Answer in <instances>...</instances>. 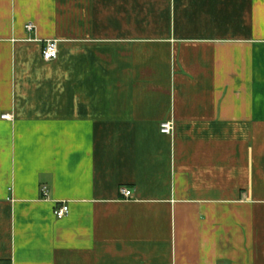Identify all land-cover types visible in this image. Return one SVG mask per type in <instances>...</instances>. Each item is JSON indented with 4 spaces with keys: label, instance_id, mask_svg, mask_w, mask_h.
<instances>
[{
    "label": "crops",
    "instance_id": "0c3cea01",
    "mask_svg": "<svg viewBox=\"0 0 264 264\" xmlns=\"http://www.w3.org/2000/svg\"><path fill=\"white\" fill-rule=\"evenodd\" d=\"M0 264H264V0H0Z\"/></svg>",
    "mask_w": 264,
    "mask_h": 264
},
{
    "label": "built area",
    "instance_id": "2783aa9c",
    "mask_svg": "<svg viewBox=\"0 0 264 264\" xmlns=\"http://www.w3.org/2000/svg\"><path fill=\"white\" fill-rule=\"evenodd\" d=\"M26 29L31 30L32 26H26ZM57 58V43L55 41H48L42 51V60L45 62H50L56 60ZM4 120H9V115H4L1 117ZM172 130L171 124L169 122H164L160 125V133L161 134H170ZM41 193L44 198L47 197L48 189L46 186H42ZM120 194L123 198L129 199L131 197L132 192L128 189H121ZM69 213V208L67 204H58L54 209V216L57 219H62L66 217Z\"/></svg>",
    "mask_w": 264,
    "mask_h": 264
}]
</instances>
